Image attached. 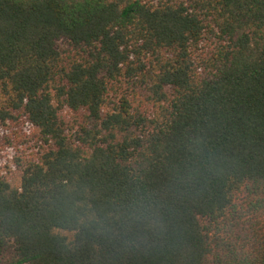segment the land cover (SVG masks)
<instances>
[{
	"label": "trees",
	"instance_id": "1",
	"mask_svg": "<svg viewBox=\"0 0 264 264\" xmlns=\"http://www.w3.org/2000/svg\"><path fill=\"white\" fill-rule=\"evenodd\" d=\"M0 264H264V0H0Z\"/></svg>",
	"mask_w": 264,
	"mask_h": 264
}]
</instances>
